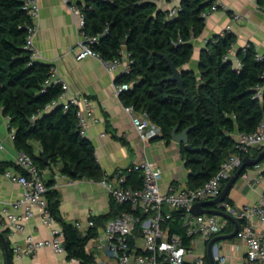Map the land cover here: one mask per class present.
Listing matches in <instances>:
<instances>
[{"label":"trees","instance_id":"trees-1","mask_svg":"<svg viewBox=\"0 0 264 264\" xmlns=\"http://www.w3.org/2000/svg\"><path fill=\"white\" fill-rule=\"evenodd\" d=\"M25 1L0 0V104L5 115L11 117L15 144L19 150L30 153L41 169L60 165V171L72 179L84 173L83 177L101 181L105 173L93 142L78 127V108L72 105L64 111L59 102L63 87L53 80L54 65L36 59L26 47L34 21L24 9ZM213 1L182 0L176 15L154 0H84L80 5L86 17V32L99 35L93 48L102 58L116 60L123 51L129 54L131 71L119 75L117 81L132 86L120 96L125 106L148 112L159 125L161 134L155 139L171 143L177 124L179 132L191 127L189 142L198 150L188 151L180 144L191 170L190 188L206 183L236 151L232 136L235 131L253 132L264 117V90L262 99L255 97L257 86L264 87V58H258L259 52L252 42L246 49L244 46L236 51L241 62L237 66L232 58H226L237 43V36L225 30L211 37L201 50L200 75L186 68L194 53L192 41L205 29L203 13ZM256 1L264 9V0ZM167 58L181 71L182 90L179 82L170 79L173 72ZM54 101L58 104L48 108ZM31 141L40 143L39 155ZM46 156L47 163L43 160ZM3 168L0 163V171ZM75 168L78 175L72 174ZM124 171L126 184L143 186L141 171L133 165ZM47 185L50 213L64 229L68 258L81 264L96 263L85 249L91 234L82 236L73 224L62 219L60 194L52 187L54 180L47 181ZM225 201L233 204L228 197ZM115 205L114 215L100 219L107 222L115 217L120 211ZM183 216V210L172 211L170 231L184 235V243L192 246L194 237L185 235ZM205 262L211 264L207 254Z\"/></svg>","mask_w":264,"mask_h":264},{"label":"crops","instance_id":"crops-1","mask_svg":"<svg viewBox=\"0 0 264 264\" xmlns=\"http://www.w3.org/2000/svg\"><path fill=\"white\" fill-rule=\"evenodd\" d=\"M81 5L84 0H76ZM219 8L206 18L203 33L194 38V53L186 68L199 72L201 50L207 41L216 34L222 33L231 25V31L237 36V43L233 49L234 59L236 51L252 42L260 54H264V10L255 0H217ZM40 16L37 19L38 30L33 37V53L36 59L54 65L56 75L68 84L66 99L72 96L85 97L91 100L92 107L85 111L88 119V129L85 134L94 144L98 161L105 176H112L120 170H126L143 160L155 162L163 170L161 186L166 191L169 186L182 185L188 187L191 170L187 168L186 159L181 145L172 141L167 143L163 139L153 138L143 143L132 122V115L116 91L120 75L118 71L110 72L103 62L96 57L77 59L72 50L81 39L78 15L72 11L63 0H39ZM163 9H170L172 2L168 0L159 3ZM234 14L241 17L233 18ZM236 64V61H235ZM239 131L232 136L236 142ZM15 128L10 127L7 115L0 104V140L4 148L0 149V163L4 165L0 171V214L5 211L20 218L24 208L16 207V202L22 197V184L10 179L6 172H19L15 157L18 148L14 139ZM125 141V143H124ZM35 154L39 155L42 147L38 141H31ZM262 147L251 148L246 156L256 158ZM244 159V158H243ZM264 169V159L259 165L247 167L226 197L236 207L253 205L260 202L264 193V184L261 173ZM45 181L54 180V189L60 194V213L62 219L73 224L82 236L91 234L86 242V252L93 255L96 263L114 261L113 254L106 247H98V236L104 232L106 220L100 217L115 214L116 205L108 189L101 181L88 177L72 179L60 171V165H52L41 169ZM231 176L224 182L223 189ZM57 187H54V186ZM222 189V190H223ZM98 219V221H97ZM103 219V218H102ZM95 222L90 225V221ZM232 223V225H231ZM240 223V222H239ZM57 226H62L56 220ZM230 227V228H229ZM257 228L264 233V220H257ZM235 224L230 221L222 234L233 232ZM4 232L10 251L15 243L25 245V237L30 234L37 240H48L52 237L51 227L43 221V214L38 209L28 220L25 231H14L9 236V229L0 225ZM1 237V236H0ZM213 238V237H212ZM211 239V238H210ZM0 245V264H7V255L4 241ZM209 239L198 237L194 241V248L198 253L207 254ZM247 247L244 241L237 237L225 241L220 255L226 257L223 264H243ZM13 252V251H12ZM14 264H81L79 260L69 259L67 252L56 253L51 247H43L35 255L16 259L12 253Z\"/></svg>","mask_w":264,"mask_h":264},{"label":"built area","instance_id":"built-area-1","mask_svg":"<svg viewBox=\"0 0 264 264\" xmlns=\"http://www.w3.org/2000/svg\"><path fill=\"white\" fill-rule=\"evenodd\" d=\"M154 1L159 4L165 0ZM63 2L78 15L81 39L72 48L77 59L96 57L110 72L118 71L120 75L130 73L132 61L129 54L123 51L121 58L104 60L100 53L93 48V44L99 40V35H90L85 30L86 17L82 7L76 0H63ZM171 2V15H176L180 9L181 0H172ZM218 8L219 4L217 0H214L211 8L203 15L207 18ZM24 9L28 11L34 21L29 27L26 46L34 53L33 37L38 30L37 19L41 11L39 0H26ZM240 17L239 14L233 15L235 20ZM226 30H231V25H228ZM248 45V43L245 45V49ZM257 56L259 59L264 58V54L258 53ZM226 58H232L236 61L237 66L241 65L238 58L234 59L233 50L227 54ZM56 74L54 71L53 80L61 82L63 87L59 102L64 105V111H67L72 105L78 108V127L85 135L89 124L84 113L91 109V100L76 96L66 99L68 84ZM131 86L132 84L119 83L116 85V91L121 94ZM263 90V86H257L255 97L262 99ZM56 104L58 101L51 103L48 108ZM126 110L132 115V122L143 143H148L161 134V128L151 120L148 112H136L130 106H126ZM7 120L12 128L11 117L7 116ZM257 146L264 148V117L255 131L238 132L235 142L236 151L229 155L219 171L200 187L172 185L164 191L161 186L163 170L150 160H143L133 165L135 170L141 171L143 174L142 187L126 184L127 173L123 170L112 176H105L102 183L108 189L114 202L120 207V211L106 222L104 232L98 236V247H106L114 258V261L104 260L102 264H206L204 253H198L193 246L186 245L184 235L170 231L168 221L172 217V211H184L182 226L186 236L194 237L193 242L198 237L210 239L222 234L230 223L229 219L215 214H195L192 211L193 207L199 201L219 196L224 182L231 176V173L241 167L244 155L251 148ZM3 148L4 144L0 140V149ZM15 162L19 172L9 170L6 175L23 185L24 193L16 202V207L25 210L20 218L5 211L4 214H0V225L9 229V236H13L14 231L24 232L34 210L38 209L43 214L44 223L51 227L52 237L48 240H37L28 234L25 237L24 246L15 243L13 255L16 259H21L24 256L35 255L39 249L47 246L56 253H65V232L62 226L56 225V220L50 213L46 196L50 188L41 168L34 157L25 150H18ZM261 181L264 184V169L261 173ZM216 208L231 214L242 223L236 237L244 241L247 247L243 264H264V233L257 228V220H264V193L257 204L236 207L223 201L218 203ZM89 223L90 225L95 224L93 220ZM216 259L219 264H223L226 257L218 254Z\"/></svg>","mask_w":264,"mask_h":264},{"label":"water","instance_id":"water-1","mask_svg":"<svg viewBox=\"0 0 264 264\" xmlns=\"http://www.w3.org/2000/svg\"><path fill=\"white\" fill-rule=\"evenodd\" d=\"M126 43L127 42L125 41L124 44ZM167 60L173 72V75L170 77V79L179 82L180 88L182 90L183 89V79L181 76V71L176 67V65L169 58H167ZM190 130H191V127L185 129L182 132H179V125L177 124L172 130V141L177 142L179 144H184L185 149L188 151L198 150V148H193V146L189 142ZM263 159H264V148L262 149V151L259 153V155L256 158H251L249 156L244 157L241 167L229 179L227 185L221 191L219 196H217L216 198L210 199V200L199 201L193 207L192 211L195 214H215V215H219L224 218H227L235 224V229L233 232L228 233V234L216 235L213 238L209 239L207 255L210 259L211 264H219L218 260L216 259V256L220 253L221 248H223V243L225 241H229L230 239L235 238L240 228V223L234 216H232L231 214L221 209L216 208V206L218 203L225 201V198L227 194L229 193L231 187L235 184V182L241 176L244 170L249 166L258 165L259 163H261ZM43 160L46 163L49 162L48 156L44 157ZM72 174L78 175L79 170L75 168L72 171ZM79 175L83 177L84 173H80ZM0 236L2 237L4 244H5L7 264H13V259H12V255L10 252L7 237L5 233L2 231H0ZM192 246L194 247V242Z\"/></svg>","mask_w":264,"mask_h":264}]
</instances>
